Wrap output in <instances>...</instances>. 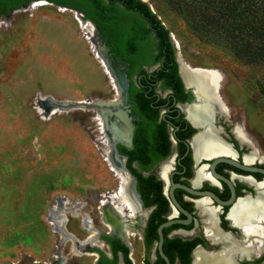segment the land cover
I'll return each mask as SVG.
<instances>
[{"label": "rangeland", "instance_id": "374dc122", "mask_svg": "<svg viewBox=\"0 0 264 264\" xmlns=\"http://www.w3.org/2000/svg\"><path fill=\"white\" fill-rule=\"evenodd\" d=\"M143 1L176 51L217 74L219 120L241 126L264 158V68L240 59L219 30L195 29L169 0ZM80 20L39 1L0 14V264H100L110 254L102 208L119 204L120 184L94 101L118 90L94 24ZM141 227L139 217L130 225L132 264H145Z\"/></svg>", "mask_w": 264, "mask_h": 264}, {"label": "flooded vegetation", "instance_id": "af4514ba", "mask_svg": "<svg viewBox=\"0 0 264 264\" xmlns=\"http://www.w3.org/2000/svg\"><path fill=\"white\" fill-rule=\"evenodd\" d=\"M113 20L117 25L114 38L119 41L121 50L131 52L132 59L115 56L98 29L97 33L127 72L130 84L126 94L116 92L115 97L106 100L113 103L106 114L111 137L103 126L108 140L103 142L108 148L106 159L108 162H122L125 174L131 179V190L139 199L135 198L138 210L134 215L128 207L125 210L122 207L125 223L122 227L115 225L102 240L109 249L110 254L106 255L110 261L101 262L100 253L98 262L128 264L125 248L119 247L116 256L114 249L123 244L128 248L130 258L133 250L128 241L132 234L130 225L139 217L145 264L146 260L152 263L164 260L158 249V226L169 219L184 221L163 229V250L170 261L174 259L173 264H194L197 250L212 255L231 247L234 241L244 243L245 252H236L232 264H264V217L260 219L258 214L257 220L241 225L233 223L229 217L231 209L240 199L259 200L264 207V174L243 170L225 161L216 162L212 168L214 160L221 157L235 158L259 167H264V159L258 155L253 161L245 159V155L253 150L248 145L250 142L241 143L233 132L235 124L224 115L223 120H219L222 118L220 113L224 114L219 110L209 124L217 130L220 141L229 145L235 154L197 155L193 140L206 128L195 124L186 110V106L197 103L198 99L195 89L183 78L180 52L174 45L172 50L167 45H161L155 22L135 8L119 13ZM181 57L191 68L200 67L190 64L182 54ZM95 116L98 118L97 109ZM221 177L231 180L234 187L235 198L230 205L221 204L209 193H214L222 201L232 197V187ZM181 185L200 193L195 194ZM105 206L103 204L102 210ZM202 206L213 211L215 228L228 236L229 241L211 237L206 231L209 220L203 216ZM155 224L156 233L151 228ZM151 238V245H148Z\"/></svg>", "mask_w": 264, "mask_h": 264}, {"label": "trees", "instance_id": "16d2710c", "mask_svg": "<svg viewBox=\"0 0 264 264\" xmlns=\"http://www.w3.org/2000/svg\"><path fill=\"white\" fill-rule=\"evenodd\" d=\"M38 0H0V14L7 13L22 4ZM56 5L65 6L83 14L84 19L92 21L101 35L106 38L112 47L115 56L130 58L131 52L121 50L119 41L114 38L117 25L113 22L119 13L129 9H137L150 17L157 27V33L164 45L172 50V42L167 28L153 12L150 6L143 0H47ZM175 8H182L185 15L192 18L195 29L204 31L203 27L219 30L226 39L232 43L234 52L245 63L264 68V0H169ZM259 92L264 96V80H262ZM156 233V224L151 227ZM151 240L149 244L151 245ZM124 247L127 263L132 264L128 257V248L120 244L114 249ZM101 262L110 260L101 252ZM160 259L155 262L146 260V264H159ZM183 262L186 260L182 259ZM173 264L174 259H171ZM186 264V263H185Z\"/></svg>", "mask_w": 264, "mask_h": 264}, {"label": "bare ground", "instance_id": "6f19581e", "mask_svg": "<svg viewBox=\"0 0 264 264\" xmlns=\"http://www.w3.org/2000/svg\"><path fill=\"white\" fill-rule=\"evenodd\" d=\"M46 3H48V1L39 2V4H46ZM80 21L81 23H84V25L85 24L90 25L91 23L90 21L87 20L85 22H83V20ZM98 56L107 66L106 60L99 51H98ZM179 57H180L179 60H180L181 72L183 78L185 82L188 83V85L192 86L195 89V94L198 99L197 103L186 106V110L188 112L189 117L193 120V122H195V124L199 123L202 126H205L206 128L204 132L198 134L193 140V145L196 154L197 155L205 154V156L213 155L214 153L234 155L235 154L234 150L229 145L225 143L223 144L220 141V139L217 136V130L214 128V126H211L209 124L211 122L212 117L215 116L214 114L216 111L219 110L222 111L223 113L226 112L225 105L217 94V90H218L217 74L211 70H202L199 68L193 69L191 68L190 65L188 66L187 62L181 57V55H179ZM97 112L103 122L104 129L108 133L107 130L108 123L106 117L102 115L101 112L99 111ZM233 132L239 138L241 143H248L249 141L248 137L245 135V131L241 126H239L238 124L235 125V127H233ZM256 155H257L256 151L252 150L250 153L245 155V159L247 161H253ZM112 163L114 168H116V174L119 178L120 185H119V191H117V194L114 195L115 199H117L119 204L116 205L110 203L108 206H105L103 209L104 220L105 219L109 220L110 217L112 218V219L110 218L112 220L111 221L112 225L110 226L111 230L116 227L115 225L122 227V224L125 223L126 221L124 219L122 207H128L130 211L133 213V215L138 210L137 201L135 199L136 197L131 190V186H132L131 179L127 176V174H125V171L122 167V162L119 161L116 163L114 162ZM201 211L203 216H206L207 220H209L208 225L206 224L207 225L206 231H208V233L210 232V236L217 239L229 241L230 238L228 236H226L225 234H221L215 228L213 221V211L203 206L201 207ZM263 212H264V207L259 202V200L252 201L248 199H240L231 209L229 217L231 218L233 223L241 225L246 222L247 223L253 222L258 214L260 215L259 218L262 219L264 217L262 215ZM243 244H240L238 241H234L231 247H225L223 250L216 252L212 255H208L203 251L197 250L194 254V264H232L231 263L232 258L236 252L237 253L245 252V248ZM57 264H62V259H60L57 262Z\"/></svg>", "mask_w": 264, "mask_h": 264}, {"label": "water", "instance_id": "95a60500", "mask_svg": "<svg viewBox=\"0 0 264 264\" xmlns=\"http://www.w3.org/2000/svg\"><path fill=\"white\" fill-rule=\"evenodd\" d=\"M47 1V0H45ZM35 1H31V3H33ZM49 2V1H48ZM54 4V3H53ZM59 8H65V9H69L65 6H60V5H57ZM70 10H73V9H70ZM75 12L81 14L83 16L82 13L74 10ZM91 22V21H90ZM92 23V22H91ZM95 26V25H94ZM96 31H97V28L95 27ZM102 56L104 57V59L106 60V63H107V69L108 71L111 73V76L113 77L114 81H115V84L117 86V90H118V93L120 94H126L127 91H128V87H129V84H130V79L128 77V74L127 72L124 70V68L122 67L121 63L115 58V56L111 53V50L105 45V44H102L98 50ZM202 69V70H207L205 68H201V67H197V69ZM218 94V92H217ZM219 96V94H218ZM220 97V96H219ZM221 99V98H220ZM40 104L41 106L43 107V105L45 106L46 104L44 103V100L41 101L40 100ZM113 103L112 102H109V101H106V100H100V99H97L94 101V105H95V108L97 109V111L101 112L102 115H104L107 119V112L109 111L108 108L110 105H112ZM108 123V121H107ZM113 149H115L114 147H112ZM218 161H225V162H228L238 168H241L243 170H247V171H252V172H260L262 174H264V167H259V166H254V165H250L248 162H240L238 160H236L235 158H230V157H221L219 159H215L214 162L212 163V168L214 169V165L216 164V162ZM223 180H225L233 189V195L232 197L229 199V200H226V201H222L221 199H219V197H217L214 193H211L209 192L210 194H212L221 204H224V205H230L234 202V198H235V191H234V187H233V184L231 182V180H229L228 178L226 177H221ZM182 187L188 189L189 191L195 193V194H198L200 192L198 191H195L189 187H186L184 185H181ZM136 197L138 198V196L136 195ZM174 198V197H173ZM139 199V198H138ZM175 203L184 211L186 212L180 205L179 203L174 199ZM233 207V206H232ZM189 216L190 214L188 212H186ZM174 223H184V221L182 220H179V219H169L163 223H161L159 226H158V233H159V243H158V249L159 251L161 252V255L163 257V259L165 260L166 264H171V261L168 257V255L164 252L163 250V241H164V232H163V229L164 227H167L169 225H172Z\"/></svg>", "mask_w": 264, "mask_h": 264}]
</instances>
